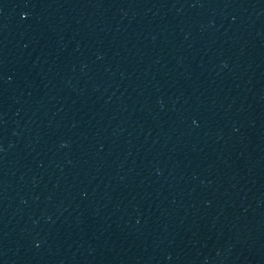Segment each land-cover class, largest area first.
<instances>
[{"label":"water","instance_id":"obj_1","mask_svg":"<svg viewBox=\"0 0 264 264\" xmlns=\"http://www.w3.org/2000/svg\"><path fill=\"white\" fill-rule=\"evenodd\" d=\"M0 264H264V0H0Z\"/></svg>","mask_w":264,"mask_h":264}]
</instances>
